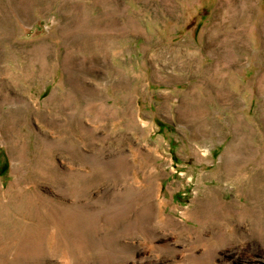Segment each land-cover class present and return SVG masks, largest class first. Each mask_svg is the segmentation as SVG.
<instances>
[{
  "label": "rangeland",
  "instance_id": "obj_1",
  "mask_svg": "<svg viewBox=\"0 0 264 264\" xmlns=\"http://www.w3.org/2000/svg\"><path fill=\"white\" fill-rule=\"evenodd\" d=\"M0 264H264V0H0Z\"/></svg>",
  "mask_w": 264,
  "mask_h": 264
}]
</instances>
